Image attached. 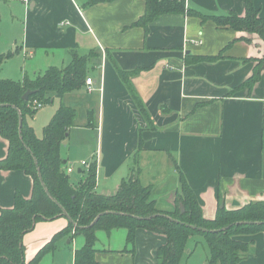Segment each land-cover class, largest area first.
Here are the masks:
<instances>
[{
	"label": "crops",
	"instance_id": "obj_1",
	"mask_svg": "<svg viewBox=\"0 0 264 264\" xmlns=\"http://www.w3.org/2000/svg\"><path fill=\"white\" fill-rule=\"evenodd\" d=\"M2 1L12 3L11 9L18 12L15 23L23 31L21 47L30 57L37 55L49 67H63L72 51L100 54L99 61L91 59L96 65L87 74L92 89L84 83L62 98L54 97L45 117L47 124L61 103L75 109L66 138L83 139L80 146L88 164L95 165L98 194H113L123 179L136 172L141 184L150 188L156 207L171 210L179 190L178 169L206 218L214 216L219 195L227 209L264 200V71L250 89L242 85L252 74L254 59L264 53L257 37L187 13H162L145 32L132 25L143 15L145 0ZM252 2L264 16V0ZM184 3L204 15L244 14L243 0ZM17 50L14 47L11 53ZM58 61L61 65L56 66ZM115 66L123 71L138 69L130 81L149 120ZM42 72L34 71L29 77ZM34 117L26 119L33 131ZM90 118L93 126L88 125ZM7 152L8 141L0 135V160ZM60 156L71 182H79L87 167L77 162L73 176L76 166L67 164L61 145ZM16 191L30 197L31 177L22 170L0 169V209L12 207ZM67 224L66 217L38 222L23 237L25 261ZM127 235L125 227L96 229L94 260L98 264H157V250L166 243L164 234L138 228L131 242ZM239 239L253 240L242 264H264L263 233ZM84 244L82 234L62 233L38 264H74V251Z\"/></svg>",
	"mask_w": 264,
	"mask_h": 264
},
{
	"label": "trees",
	"instance_id": "obj_2",
	"mask_svg": "<svg viewBox=\"0 0 264 264\" xmlns=\"http://www.w3.org/2000/svg\"><path fill=\"white\" fill-rule=\"evenodd\" d=\"M95 2L98 1H89ZM243 3L242 16L234 11L204 15L186 8L184 0H145L143 15L132 25L141 26L147 32L148 24L162 13L194 14L202 19H212L218 27L254 35L264 44V16L260 15L252 0H243ZM240 39L249 41L246 37ZM10 55L11 52L0 53V65ZM70 56L67 65L50 66L34 77L0 79V135L8 141V152L0 160V169L22 170L32 179L30 197L25 198L16 191L12 207L0 209V264H38L41 255L52 247L54 239L65 232L84 236V246L74 251V264H98L93 256L96 229L110 231L117 227L127 228L128 242L133 241L138 228L164 234L166 243L157 250V264H182L186 242L194 234L201 235L206 242L207 264H242L253 240L243 241L239 236L259 232L264 235V200H250L236 209H227L219 195L214 216L206 218L195 193L178 169L179 190L175 194L173 208L166 213L157 209L150 188L141 184L136 172L123 179L110 195L95 191L94 164L82 171L84 177L79 182H71L63 169L60 145L74 124L75 109L61 103L43 127L41 137H36L26 120L38 108L33 105L34 101L48 104L54 97L62 98L82 88L88 71L96 65L91 59L100 60V54L93 50L85 55L72 51ZM214 58L207 57V60ZM201 59L192 58L194 61ZM254 60L256 64L252 74L242 84L248 89L264 71V53ZM115 68L139 111L149 120L144 104L130 81L138 69L123 71L117 66ZM27 90L34 92L24 100L22 95ZM19 116L22 118L20 130ZM92 122L90 118L88 125L93 126ZM97 216L98 219L89 226ZM58 217H66L67 226L54 234L26 262L24 235L38 222ZM188 254L190 252L186 256Z\"/></svg>",
	"mask_w": 264,
	"mask_h": 264
},
{
	"label": "rangeland",
	"instance_id": "obj_3",
	"mask_svg": "<svg viewBox=\"0 0 264 264\" xmlns=\"http://www.w3.org/2000/svg\"><path fill=\"white\" fill-rule=\"evenodd\" d=\"M11 5L12 3H7L0 0V52L7 54L9 50L10 52L13 51L14 47H17L18 50L17 52L11 53V55L6 58L4 63L2 62V66L0 68V78H7L10 80L21 78L20 80H22L25 76L29 77V74L33 73L34 71H44L51 64H48L46 61H44V59L39 58L37 55L35 57H30L29 53H26L25 50H23L21 47L23 31L20 23H15L17 21L16 18L18 12H14L11 9ZM55 65L59 66L61 65V62L56 63ZM50 105L51 104H44L43 107L37 108L36 110L32 126L34 128L35 134L38 137L41 136L42 127L46 124L45 117L50 110L48 112L46 111L51 109ZM81 141H83L82 138L74 140V137L71 136L69 139L66 138L61 143V153L63 155L67 154L68 156L66 159L67 164L76 166L73 176H76V170L78 169L77 162H89L88 157L83 155V149L80 146ZM159 196L165 198L164 195ZM159 205L164 208L163 204ZM157 209L164 213L168 211L165 209ZM190 251L191 253L187 257L186 252ZM207 255L208 248L204 238L199 234L191 235L188 237L186 242L185 255L183 256L182 264H207Z\"/></svg>",
	"mask_w": 264,
	"mask_h": 264
},
{
	"label": "built area",
	"instance_id": "obj_4",
	"mask_svg": "<svg viewBox=\"0 0 264 264\" xmlns=\"http://www.w3.org/2000/svg\"><path fill=\"white\" fill-rule=\"evenodd\" d=\"M8 1H12V0H8ZM20 1L23 2V3H27L29 0H20ZM85 83L88 86V90L90 91L92 89V84H93L92 79L90 77H87L86 80H85ZM33 105L35 107H40L41 106V104L37 103L36 101L33 102ZM80 164L83 165V166H86V167H88V165H89L85 161H81ZM71 170H72L71 167H67V169H66L67 172H71Z\"/></svg>",
	"mask_w": 264,
	"mask_h": 264
},
{
	"label": "water",
	"instance_id": "obj_5",
	"mask_svg": "<svg viewBox=\"0 0 264 264\" xmlns=\"http://www.w3.org/2000/svg\"><path fill=\"white\" fill-rule=\"evenodd\" d=\"M33 92L34 91H30V90L25 91L24 94L22 95V98L24 100H26L28 98V96L30 94H32ZM21 126H22V118L19 116V130H20ZM97 219H98V216L94 219V221H92V223L89 226H91Z\"/></svg>",
	"mask_w": 264,
	"mask_h": 264
}]
</instances>
